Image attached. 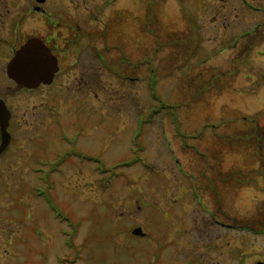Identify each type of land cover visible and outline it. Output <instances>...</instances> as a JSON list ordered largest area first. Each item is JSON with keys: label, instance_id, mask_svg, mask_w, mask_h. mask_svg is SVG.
I'll return each instance as SVG.
<instances>
[{"label": "rangeland", "instance_id": "rangeland-1", "mask_svg": "<svg viewBox=\"0 0 264 264\" xmlns=\"http://www.w3.org/2000/svg\"><path fill=\"white\" fill-rule=\"evenodd\" d=\"M34 5L0 0V92L18 129L0 157V264H200L208 242L264 261V234L242 230L264 222V152L218 138L264 126V0H48L59 30ZM29 36L64 44L51 100L5 74ZM204 163L257 180L219 215L194 196Z\"/></svg>", "mask_w": 264, "mask_h": 264}, {"label": "flooded vegetation", "instance_id": "flooded-vegetation-1", "mask_svg": "<svg viewBox=\"0 0 264 264\" xmlns=\"http://www.w3.org/2000/svg\"><path fill=\"white\" fill-rule=\"evenodd\" d=\"M32 2L35 4L32 7V9L34 10V12H37L39 14H43L47 25H49V23H51V22H55V21H51V16L49 14V7H46L47 3H48V0H32ZM55 23H57V22H55ZM57 25H58L57 29L58 30L61 29V24L57 23ZM66 28H67L68 32H69V28H70L71 32L73 31L72 33L69 32V36L66 35L68 37L66 40L69 43V46H67V47L71 48L72 46L77 45L78 43L81 44L82 40L80 39V34H78L77 31L75 30V25H70L69 28L68 27H66ZM95 32L96 33H93V34L91 32H87L86 35H89V37H90L91 34H92V36L93 35L97 36L98 31H95ZM100 35L104 36L101 32H100ZM32 37H35V36H29L27 39L32 38ZM36 38L40 39L44 43V45L49 49L50 53L56 58L58 71L54 74L53 79H52V81L49 84L40 83L36 88H32V89H28V88H26V87H24L22 85H18L12 79H11V81L14 84L17 85V87H16L17 89H19V90L23 89L22 91H26L27 93L28 92L34 93L35 90L43 91V94H41V96L43 95L42 98L45 99V100H51L57 94H52L54 92V90H50L49 88L52 85L55 86L57 84L56 83L57 80L62 75V70H61V67L59 65L60 64V56H62V54L66 50L61 49V48H63L64 44L61 47H58V46L54 45L53 43H51L50 39H47V38H44V37H40V36H37ZM27 39L21 45H19V47L22 46L27 41ZM89 46L92 49V50H90V54H91L92 57H96L97 61L99 59H103L104 58L102 53L99 51V48L97 47V45L93 44V41H92V43L89 44ZM19 47H18V49H19ZM18 49H15V51L13 52V55ZM83 52H81V50H78L76 48L75 51L73 52V54L74 53L75 54H81ZM1 54H2V52L0 51V55ZM13 55L11 56V58H9L7 60L5 66H7L8 62L13 58ZM1 65H0V67H1ZM0 70H1V68H0ZM5 70H6V67H5ZM5 74L7 75L6 72H5ZM7 77H8V75H7ZM8 79H9V77H8ZM0 100L4 103L6 109L9 111L7 131L10 134L9 145L0 154V157H2L4 155V153L8 150L10 144L12 143L14 135L17 133L18 129H16V124L17 123L15 122V114H14V111H13L14 108L12 107V104L9 101L10 100V94L6 93V92L5 93L4 92H0ZM0 142H1V138H0ZM85 159H87V158L85 157ZM82 161H89V160H84L83 159ZM177 168L180 169L181 176L183 178H185L186 177V173H185V170H183V166L181 164L180 165L178 164ZM221 169L222 168H219V166L216 165V164H209V163L205 164L204 163L203 166L200 167V170H199V173H198L199 174V178H197L198 184L201 182L200 183L201 186L200 185H197L196 187L193 186L194 196L196 197V199H198L199 202L201 201L200 197H202V195H205V194H209L210 195V193L213 195V197H214L213 202L214 203H218L217 208L219 210L218 211L219 215L222 214V206H221L220 203L224 199V194L227 191L231 190V189H233L234 191H237L238 189H236V188H226L221 183L216 184L215 181L217 182L218 179H224V176L226 174H233L232 170L241 171L243 174H246V175H248L249 172H252V171H249V172L247 171L246 172L244 170L237 169V168H234V169H231V170H227V171L224 172ZM210 172H213V174L217 173V176L216 175L211 176ZM251 174L253 175L254 172H252ZM215 176H216V180L214 179ZM257 176H258V174H256V180H257ZM193 180H194V178H193ZM211 180H215L214 183H210ZM261 181H262V175H261ZM251 184H253V181H250V183L246 187H249V186L252 187ZM215 185L217 186V191L214 188ZM199 191L203 192V194L202 193H198ZM208 215L210 217V213H208ZM210 223H214L215 225H217V227L219 229H221V228L225 229L226 228V225L223 224L220 220H212ZM259 227L260 228H258V229H252L254 227L249 228V226H247V227H245L242 230L248 231V232H252L255 235L264 234V226H259ZM222 237H223V235L220 234L219 235V239H221ZM218 244L217 243L212 244V243H209V242L205 243V244H201L202 249L205 250L206 253L202 254L203 257L201 258V263L200 264H264V261H261L260 259L255 258V255L253 256V254L251 252H249V253L245 252L246 250H244L242 244H240V245H236L235 244V245H231V246L229 244H227L226 242H221L220 245H218ZM227 245H229V246H227ZM254 249L252 247H250V250L254 251ZM211 250H214L217 253V258L214 259V260L212 258L208 257V255H209L208 251H211ZM261 254H263V256H264V252H262ZM263 260H264V258H263Z\"/></svg>", "mask_w": 264, "mask_h": 264}, {"label": "water", "instance_id": "water-1", "mask_svg": "<svg viewBox=\"0 0 264 264\" xmlns=\"http://www.w3.org/2000/svg\"><path fill=\"white\" fill-rule=\"evenodd\" d=\"M58 71L57 60L44 43L36 38H29L13 58L8 62L6 72L9 78L28 89L36 88L40 83L49 84ZM9 111L0 100V154L7 148L10 134L7 131ZM264 184V171L262 174ZM133 235L143 236L141 228H135Z\"/></svg>", "mask_w": 264, "mask_h": 264}, {"label": "trees", "instance_id": "trees-1", "mask_svg": "<svg viewBox=\"0 0 264 264\" xmlns=\"http://www.w3.org/2000/svg\"><path fill=\"white\" fill-rule=\"evenodd\" d=\"M151 74H152L151 76L154 78L155 75H153V74H155V71L151 70ZM149 83H150V89H151L152 94L155 98L156 94L154 91L153 80H150ZM200 92L201 91H197L194 93L192 100L188 103V106L190 105V103H192V102L196 103L200 99L199 98L197 100V98L200 97V94H201ZM159 103H160V106L162 108H164V109L167 108L169 112L173 109L172 110L173 113H174V111L177 110L176 108L178 106H180V104H178V105L164 104L161 101ZM174 114L176 115V113H174ZM173 122L175 123V125H176V123H178L176 117H174ZM176 129H177V126H176ZM242 133L244 134L243 137H237V135H234V136L227 135L224 138L223 137H218V138H220L221 142H226V143L229 142L228 144L235 143L236 145L245 147V149L251 148L256 153L258 152V155L260 156L261 153L264 152V126L257 127L256 129H253V130L251 129L250 131H243ZM249 133H250V135H249ZM232 173L233 174H226L224 176V179H218L217 182L219 181L226 188H236V189L243 188V187L247 186L250 183V181H253V183H254V179L253 180L250 179V177L252 176V174H251L252 172H249L248 175L243 174L241 171H235ZM253 175L256 176L255 173ZM215 180H216V178H215ZM215 180H211L210 183H214ZM217 182L215 181L216 184H217ZM214 188L217 191L216 185ZM248 225L253 226L254 224L251 223V221H250ZM259 226H264V222L260 223Z\"/></svg>", "mask_w": 264, "mask_h": 264}]
</instances>
